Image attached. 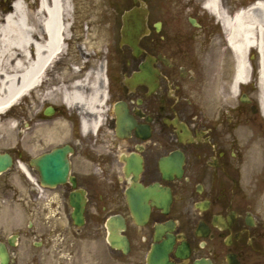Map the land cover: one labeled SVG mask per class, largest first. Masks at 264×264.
I'll list each match as a JSON object with an SVG mask.
<instances>
[{
  "label": "flooded vegetation",
  "instance_id": "af4514ba",
  "mask_svg": "<svg viewBox=\"0 0 264 264\" xmlns=\"http://www.w3.org/2000/svg\"><path fill=\"white\" fill-rule=\"evenodd\" d=\"M5 1L0 11L14 10ZM207 1L131 0L125 10L149 9L131 38L125 10L99 16L71 0L61 49L27 89L25 148L9 152L25 160L31 208L56 210V232L68 246L64 228L88 242L95 264H264L262 55L249 46L241 74ZM257 1L219 4L232 17ZM40 3L25 0L36 42L46 40ZM20 237L4 240L10 264Z\"/></svg>",
  "mask_w": 264,
  "mask_h": 264
},
{
  "label": "bare ground",
  "instance_id": "6f19581e",
  "mask_svg": "<svg viewBox=\"0 0 264 264\" xmlns=\"http://www.w3.org/2000/svg\"><path fill=\"white\" fill-rule=\"evenodd\" d=\"M69 7L67 0H41L39 12L42 17L46 40L36 42V30L27 20V8L22 0H17L14 10L0 23V128L15 133L18 125L6 119L11 113L10 106L19 105L27 89L39 81L49 61L61 49L62 16ZM207 7L221 17L228 30L232 47L239 54L240 71L245 66V53L255 45L262 55L264 76V1H258L249 9L239 10L232 17L220 7L219 0H208ZM34 45V46H33ZM34 49V54L31 51ZM75 98L84 101L81 94ZM69 99V97L67 98ZM26 172V167L20 164Z\"/></svg>",
  "mask_w": 264,
  "mask_h": 264
},
{
  "label": "rangeland",
  "instance_id": "374dc122",
  "mask_svg": "<svg viewBox=\"0 0 264 264\" xmlns=\"http://www.w3.org/2000/svg\"><path fill=\"white\" fill-rule=\"evenodd\" d=\"M7 1V0H6ZM5 1V2H6ZM80 10H93L99 16L105 12H122L131 0H74ZM165 0H148L151 8ZM4 4V2H3ZM7 4V3H6ZM0 11V23L3 22L6 12ZM14 107L6 119L16 122L18 128L15 133L0 128V149L14 152L24 151L26 144V97ZM17 157L16 154H14ZM28 197L27 179L18 164L0 175V240H7L13 233L21 234L20 243L13 251V260L19 264H95L91 255L89 243L79 240V236L67 230L71 246L56 231L60 229L56 210L48 211L39 208L32 209ZM34 228V229H33ZM32 229L31 232L28 230ZM49 232L50 234H46ZM45 233V237L43 234ZM28 234V235H27ZM34 241H44L45 245L35 244ZM48 241V243H47ZM70 252H75L73 255ZM18 255V258L15 256ZM16 264V262H14ZM96 264H101L100 260ZM113 264H117L116 261Z\"/></svg>",
  "mask_w": 264,
  "mask_h": 264
},
{
  "label": "water",
  "instance_id": "95a60500",
  "mask_svg": "<svg viewBox=\"0 0 264 264\" xmlns=\"http://www.w3.org/2000/svg\"><path fill=\"white\" fill-rule=\"evenodd\" d=\"M147 15V9L141 7V8H134L127 12L125 15V21L128 22V25L126 23V28L129 30L130 34L133 33H139L145 28V19ZM13 164V160L10 154L8 153H0V173L5 172L9 167H11ZM64 181V178L61 179H54L49 180L46 179V182L54 184L55 182H61ZM72 204L76 207V212L74 213V217L77 219L81 216V206L78 203H75L74 201ZM116 246H122L121 242H114L113 243ZM0 264H8L9 262V255L7 253L6 247L4 244H0Z\"/></svg>",
  "mask_w": 264,
  "mask_h": 264
}]
</instances>
